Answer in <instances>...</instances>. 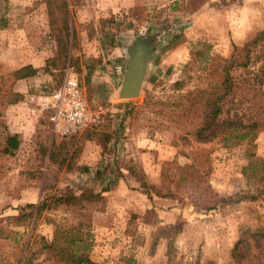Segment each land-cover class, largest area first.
<instances>
[{"label": "rangeland", "instance_id": "obj_1", "mask_svg": "<svg viewBox=\"0 0 264 264\" xmlns=\"http://www.w3.org/2000/svg\"><path fill=\"white\" fill-rule=\"evenodd\" d=\"M252 1L246 8L241 0H214L212 14L207 10L195 17L208 0H146L129 12H113L121 0H73L74 5L68 0L77 37L74 61L62 71L45 72L46 60L58 55L47 0H0V131H10L6 111L13 107L17 124L28 132L15 157L0 156V264H24L29 252L38 264H70L52 256L43 242L51 243L57 224H76L72 214L45 209L24 225L13 221L26 204L69 192L101 198L92 204L91 226L83 230L89 256L98 264H237L232 253L242 232L264 229V129L245 138L233 130L201 142L188 134V123L165 127L162 116L130 109L141 106L149 92L166 103L159 108L179 114L188 104L181 95L196 82L188 79L189 63L201 64L209 54L228 57L234 46L242 51L264 30V0ZM137 45L150 51L146 80L141 96L125 100L117 94L130 47ZM42 58V80L37 83V75L26 79L30 92L60 86L71 70L93 116L81 131L56 132L48 112L25 94L9 103L17 92L11 73L29 65L28 59ZM118 65L126 68L123 75L116 73ZM260 66L253 61L233 68L236 87L222 103L220 122L246 123L264 109ZM178 81L183 86L173 89ZM73 137L84 138L73 169H48V159L38 168V142ZM3 140L0 136V145ZM193 156L195 171L181 180ZM232 194L253 197L210 207L218 195ZM188 206L195 211L188 212Z\"/></svg>", "mask_w": 264, "mask_h": 264}, {"label": "trees", "instance_id": "obj_2", "mask_svg": "<svg viewBox=\"0 0 264 264\" xmlns=\"http://www.w3.org/2000/svg\"><path fill=\"white\" fill-rule=\"evenodd\" d=\"M74 5L75 3H73ZM50 6V24L52 30L57 33L58 55L46 60L43 71L50 72L52 69H60L61 71L67 63H73L75 57V49L77 48V37L75 28L71 26L72 16L70 13L68 0H47ZM78 4V3H77ZM56 8L54 11L53 8ZM60 21V24L58 22ZM198 55H202L198 52ZM253 61L261 62L260 70L264 75V30L256 33L245 46L244 50H239L234 46L232 54L228 57L220 55L206 56L203 63L188 64V79L196 80L192 89L183 92L181 97L188 104L182 105V111L177 115H171L169 110L165 112L160 106H165L166 103L162 100L155 101L151 93H147L143 104L139 107H132L130 113L135 110L144 114L152 113L162 116V121L168 123L165 127H183L188 123V134L192 133L199 141L207 142L216 136L224 135L233 130L240 131L237 137L245 138L249 134H254L258 130L264 129V109L260 111L256 118L244 123L241 121L225 120L220 122L219 116L222 114V103L235 90L236 82L231 72L236 67H247ZM196 68V69H195ZM194 71V72H193ZM40 69L33 65H24L13 71L11 74L15 80L29 79L38 75ZM191 72L193 74L191 75ZM183 86L182 81H178L172 85L173 89H179ZM15 99L9 103H17L23 100V95L14 92ZM2 125H4L2 123ZM3 145H0V156L6 159L13 158L26 143L25 138L16 132L0 131ZM80 139L69 138L63 139L60 142L53 140L51 143L47 140L38 142L34 149V155L39 160L38 168L45 165L46 159L49 164L48 169L52 165H57L59 168L66 167L73 169L74 163L81 151ZM197 157H192V162L186 164L183 170L186 175L180 174L181 180H188L192 177L195 171ZM166 175L165 173H163ZM158 195H161L158 193ZM168 193L165 197L171 196ZM250 194H232L229 196H217L214 205L215 208L219 205L233 204L245 199L251 198ZM100 198L99 194L88 192L80 196L74 192L54 194L46 197L39 204L28 203L22 208L23 213L13 217V221L17 225L29 223L35 216L37 219L45 209L58 210L63 208V212L72 214L78 219L77 223L72 226L57 224L55 236L51 243H47L44 238L43 247L48 252L60 259L67 261L70 264H98L89 256L87 233L83 230L91 226V209L92 204L96 203ZM180 225H175L173 228H179ZM242 232L240 239L236 242L233 249V257L237 264H264V229L249 232ZM63 240V241H62ZM35 243V242H34ZM78 247L76 250L70 249L68 246ZM34 252L27 253L24 264H38L34 262ZM9 264V263H3ZM175 264H184L177 262ZM190 264H202L199 261Z\"/></svg>", "mask_w": 264, "mask_h": 264}, {"label": "built area", "instance_id": "obj_3", "mask_svg": "<svg viewBox=\"0 0 264 264\" xmlns=\"http://www.w3.org/2000/svg\"><path fill=\"white\" fill-rule=\"evenodd\" d=\"M125 70L122 65L116 66L118 75H123ZM29 98L37 102L41 111L48 112L54 130L62 135L77 133L93 121L80 81L71 70L60 86L32 93Z\"/></svg>", "mask_w": 264, "mask_h": 264}, {"label": "water", "instance_id": "obj_4", "mask_svg": "<svg viewBox=\"0 0 264 264\" xmlns=\"http://www.w3.org/2000/svg\"><path fill=\"white\" fill-rule=\"evenodd\" d=\"M127 72L120 84L117 96L128 100L141 96L143 85L146 80L149 50L137 45L130 47L128 52ZM195 211V207L188 206V212ZM190 213H188L189 216Z\"/></svg>", "mask_w": 264, "mask_h": 264}, {"label": "crops", "instance_id": "obj_5", "mask_svg": "<svg viewBox=\"0 0 264 264\" xmlns=\"http://www.w3.org/2000/svg\"><path fill=\"white\" fill-rule=\"evenodd\" d=\"M166 1L172 2L174 0H166ZM212 1H214V0H208V3L202 5L200 7V9H198V11H195V13H194L195 17L201 16V15H206L207 10H210L208 15L212 14L211 12L214 11V8L211 9V7H209L210 3ZM241 1L244 2L241 6H245L246 8H248L253 3L252 0H241ZM119 4H120V6L115 7L113 12H118L121 10L129 12L132 8H135L139 5H145L146 0H121V2L115 3V5H119ZM242 8H244V7H242ZM35 61L36 60H33V59L29 60L28 59L26 63L33 64V66L36 68L43 66V64H42L43 58H42V60H39L38 62H35ZM36 78H40V77L37 75ZM41 80H42V78H40V80H36V82L38 83ZM15 91L22 93V94H25V96H27V97L32 93V92H30L29 84H28L26 79H20V80L16 81ZM16 109L17 108L10 107L6 111L7 117L10 118V122H9L11 124L9 127L10 131L23 134L24 138L27 139L28 138V135L26 134V133H28L27 130L23 131V129L19 126V124H17V123H20V121H17V117L15 116V111H17ZM29 116H30L29 118L31 119V121H29V122H32L33 118L31 117V115H29Z\"/></svg>", "mask_w": 264, "mask_h": 264}]
</instances>
